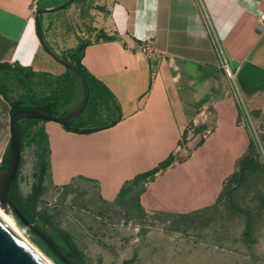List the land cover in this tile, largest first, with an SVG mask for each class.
<instances>
[{
  "label": "crops",
  "instance_id": "0c3cea01",
  "mask_svg": "<svg viewBox=\"0 0 264 264\" xmlns=\"http://www.w3.org/2000/svg\"><path fill=\"white\" fill-rule=\"evenodd\" d=\"M38 1L0 0V38L9 46L1 62L42 69L40 62L48 54L38 35L36 13L31 11ZM79 1L68 8L76 9ZM98 3L91 11V34L112 38L85 45L82 62L112 91L121 119L92 133L70 131L45 120L42 125L49 140L53 184L63 187L79 180L89 182L97 186L103 200L115 202L127 182L174 156L169 167L146 183L141 195L146 213L184 215L215 204L237 157L212 193L198 181L193 167L202 146L191 162L179 161L178 156L184 154L178 152L184 138L191 139L193 124L221 125L224 116L238 118L234 87L225 66L235 78L246 63L264 69V0ZM41 22L44 37L56 52L60 45L64 51L80 47L82 40H50L46 29L51 23L47 26L45 18ZM148 39L153 53L139 46ZM168 232L161 228L153 239L154 247L169 253L171 264H204L203 249H197L192 236ZM107 258L110 260V254ZM121 263L151 264L143 252L132 253Z\"/></svg>",
  "mask_w": 264,
  "mask_h": 264
},
{
  "label": "rangeland",
  "instance_id": "374dc122",
  "mask_svg": "<svg viewBox=\"0 0 264 264\" xmlns=\"http://www.w3.org/2000/svg\"><path fill=\"white\" fill-rule=\"evenodd\" d=\"M98 1L80 0L76 9H69L67 5L66 11L44 14L47 26L51 23L46 29L50 40L102 39L105 34H91V11L100 6ZM66 46L67 43L63 44V48ZM8 47L0 38V62L5 60ZM58 49L59 55H69V50H62L61 45ZM47 54V59L40 62L42 69L36 70L37 74L27 81L37 100L66 94L71 89L73 92L80 86L74 77L67 75L65 65ZM231 79L238 118L233 120L224 116L221 125L213 122L193 124L190 127L191 139L184 138L182 150L178 152L184 154L178 156L179 161L191 162L194 152L202 146L193 167L198 181L212 193L220 185L221 178L229 173L237 157L215 204L184 215L149 216L136 201L140 187H146L149 180L126 196L122 204L103 200L97 186L89 182L79 180L63 187L55 186L48 166L49 147L42 131L45 121L41 120L20 121L23 148L15 189L27 197L39 182L40 165L46 162L43 182L46 189L39 198L38 211L48 208L56 213L60 227L70 232L84 250V264H99V258L102 264H122V258L142 252L151 264H158L157 260H161V264H171L169 253L154 247L153 238L161 228L170 231L168 234L176 232L178 236H192L197 249H203L204 264H216L215 261L224 264V260L225 264H264V82L253 84L245 81L240 84L237 77ZM3 84L9 87L8 95L13 100L26 94L24 86L11 72L3 75ZM77 104L72 101L68 106L73 109ZM106 108L100 99H96L84 116L91 119L96 113L98 118H107ZM11 114L10 99L0 93V172L9 157ZM9 211L30 240L57 264H65L11 206ZM33 218L30 215L27 219L55 235L50 226ZM109 254L110 260L107 258Z\"/></svg>",
  "mask_w": 264,
  "mask_h": 264
},
{
  "label": "trees",
  "instance_id": "16d2710c",
  "mask_svg": "<svg viewBox=\"0 0 264 264\" xmlns=\"http://www.w3.org/2000/svg\"><path fill=\"white\" fill-rule=\"evenodd\" d=\"M66 1L68 0H39L37 5V10L45 9L49 7H56L65 3ZM43 15H44L43 13L40 15L41 21H43ZM102 38L111 39L112 37L108 35H104V37ZM90 42L91 40H83L81 44L88 45ZM68 52L69 55H62L63 58L70 60L72 63L76 64V66L84 73L90 85L91 95L88 105L86 109L82 112L80 117L75 121L64 125V127L67 130L78 133H92L95 132L96 130L108 128L115 125L118 121H120L121 115L119 114L120 108L115 99L114 94L102 81H100L94 75H92L84 66L82 62L84 49H79V47H77L69 50ZM7 72L13 73L15 77L18 79L19 83L22 84V86H24L25 88L26 94L20 97L19 99H15V100L11 99L10 96L8 95L9 87L3 84V75ZM35 74H37V72L32 67H25L20 64H11L9 62H0V93L4 95L7 99H10L12 113L18 109H23V108H39L48 111L50 113H53L55 115L63 116L72 109V107L68 106L72 101H74L75 104H77L81 100L82 97L81 82L79 78L75 75V73L72 72L70 69H67V75L68 76L71 75L79 82L80 86L78 89L75 87V90L73 92L71 89L70 92L66 94H55V95L47 96L41 100H37L35 98L34 93L32 92V89L27 84L28 79H30ZM237 79L240 84L245 81L253 84L264 82V69L255 66L251 63H246L238 73ZM96 99L98 100L100 99L106 105L107 107L106 109L108 110L107 118H102V117L98 118V115L96 113L92 116L91 119L85 118L84 116L85 112L90 107L92 101H95ZM37 120L45 121L42 119H24V121H37ZM17 125L20 134L21 146L23 148V131L21 130L20 127V121L18 122ZM42 131H43V136L46 138L49 147L48 136L45 133L44 128H42ZM48 154H49L48 166H50V149H48ZM173 162H174V156H170L168 159L162 162L158 167L148 172L139 174L133 180L127 182L122 187L116 202L122 204L123 199L126 196L131 195L133 191H135L139 187V185L143 184L147 180H152L153 178H155L156 174L160 170L166 169ZM7 164H8V159L6 160L3 166V170L6 169ZM46 169H47V164L45 161H43L42 164L40 165L39 182H37L34 185L33 191L27 197L21 196L15 189V182L18 176L17 175L12 183L9 196L12 202L15 205H17V207L24 214V216L30 218V215H32L34 216L33 218L34 221L39 220L40 222L43 223V225L50 226L54 230L55 235L50 234L43 227L38 226L39 229L44 231L54 241V243L59 247V249L69 259L70 262L75 264H84L82 263L86 257L84 250L80 247L79 243L76 241V239L73 237V235L70 232L60 227V225L56 220L57 217L56 213L51 212L48 208H46L42 212L38 211L39 198L46 189V187L43 184L47 171ZM140 188L141 191L139 193V196L136 198V201L138 207L144 209V207L141 204V195L145 191L146 187L141 186ZM57 238H59L60 241H58ZM42 239L47 244L48 249L57 256V254L49 245V243L44 238Z\"/></svg>",
  "mask_w": 264,
  "mask_h": 264
},
{
  "label": "water",
  "instance_id": "95a60500",
  "mask_svg": "<svg viewBox=\"0 0 264 264\" xmlns=\"http://www.w3.org/2000/svg\"><path fill=\"white\" fill-rule=\"evenodd\" d=\"M74 0H68L65 3L45 9H38L36 11L37 28L40 41L44 49L57 61L65 65L68 69L75 73L79 78L82 85V97L80 102L71 109L68 113L63 116H58L48 111L39 108H23L14 111L10 118V145H9V157L8 164L5 170L0 172V205L8 209L10 206L17 213L25 224L30 226L37 234L44 238L55 253L63 260L65 264H75L69 261V259L62 253L59 247L54 241L41 229L30 222L20 209L15 205L10 196L9 192L12 183L21 166L22 159V146L20 140V134L18 130V122L24 119H42L46 121H55L62 125L69 124L80 117L82 112L88 105L91 89L87 78L84 73L76 66V64L64 59L59 55L51 46L48 44L44 37L42 22L40 15L50 10L61 9ZM84 44H81L79 49L84 48ZM0 264H49L37 253H35L26 243H24L17 234L7 225V223L0 217Z\"/></svg>",
  "mask_w": 264,
  "mask_h": 264
},
{
  "label": "bare ground",
  "instance_id": "6f19581e",
  "mask_svg": "<svg viewBox=\"0 0 264 264\" xmlns=\"http://www.w3.org/2000/svg\"><path fill=\"white\" fill-rule=\"evenodd\" d=\"M0 217L7 223V225L19 236V238L26 243L35 253L42 257L49 264H57L52 260L39 246H37L32 240H30L16 221V219L10 214L8 209L3 208L0 205Z\"/></svg>",
  "mask_w": 264,
  "mask_h": 264
},
{
  "label": "built area",
  "instance_id": "2783aa9c",
  "mask_svg": "<svg viewBox=\"0 0 264 264\" xmlns=\"http://www.w3.org/2000/svg\"><path fill=\"white\" fill-rule=\"evenodd\" d=\"M31 11L34 14L36 13V11H37V4L36 3L33 4L32 8H31ZM139 46H140L141 49L145 50L148 53H153L155 51L153 46H152V41L149 40V39L148 40H144L143 42H141ZM225 69H226L227 75L230 78H234L235 77L234 73L227 66H225ZM179 149H180V147L178 148V150Z\"/></svg>",
  "mask_w": 264,
  "mask_h": 264
}]
</instances>
